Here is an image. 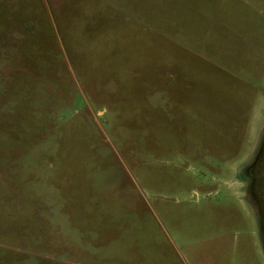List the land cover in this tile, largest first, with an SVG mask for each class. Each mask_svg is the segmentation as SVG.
Returning <instances> with one entry per match:
<instances>
[{"label":"rangeland","instance_id":"374dc122","mask_svg":"<svg viewBox=\"0 0 264 264\" xmlns=\"http://www.w3.org/2000/svg\"><path fill=\"white\" fill-rule=\"evenodd\" d=\"M263 135L264 0H0V264H264Z\"/></svg>","mask_w":264,"mask_h":264},{"label":"water","instance_id":"95a60500","mask_svg":"<svg viewBox=\"0 0 264 264\" xmlns=\"http://www.w3.org/2000/svg\"><path fill=\"white\" fill-rule=\"evenodd\" d=\"M264 144V135L261 137V139L259 140V143L256 147V150L254 151L250 161L248 163H246L245 165H242L241 167L238 168L237 170V177L240 181H242L243 183H245V185L248 187L247 192H246V197H245V202L247 203V205L250 207L251 211L254 213L255 215V219L257 221V234H258V239L259 242L262 246L263 249V253H264V244H263V240H262V236H261V230H260V225H261V215H260V210L257 207L256 203L253 200V195H252V178H250L249 176V171L255 166V164L258 161V157L261 151V148Z\"/></svg>","mask_w":264,"mask_h":264},{"label":"trees","instance_id":"16d2710c","mask_svg":"<svg viewBox=\"0 0 264 264\" xmlns=\"http://www.w3.org/2000/svg\"><path fill=\"white\" fill-rule=\"evenodd\" d=\"M258 164V163H257ZM256 164V165H257ZM259 165V164H258ZM258 165L256 166L257 167V169L259 168L258 167ZM253 174V172L250 170L249 171V176H250V178H252L253 179V177H255V175L253 176L252 175ZM256 180H257V187H256V189H257V194H259L260 195V192L262 193V191H263V181H264V179L262 178V176H261V174L258 172V170L256 171ZM259 190V191H258ZM262 240H263V238H262Z\"/></svg>","mask_w":264,"mask_h":264},{"label":"flooded vegetation","instance_id":"af4514ba","mask_svg":"<svg viewBox=\"0 0 264 264\" xmlns=\"http://www.w3.org/2000/svg\"><path fill=\"white\" fill-rule=\"evenodd\" d=\"M262 149H263V146H262V148H261V151H260V153L262 152ZM260 155V154H259ZM258 163V162H257ZM256 163V164H257ZM255 164V166L251 169V171L253 172V176L255 175V177H253V181H252V185H251V188H252V190H251V192H252V195H253V199H255L256 198V196H257V189H256V187H257V180H256V171H257V165Z\"/></svg>","mask_w":264,"mask_h":264}]
</instances>
